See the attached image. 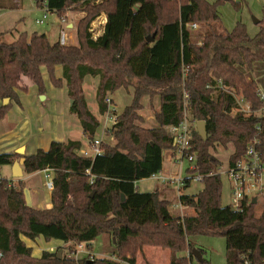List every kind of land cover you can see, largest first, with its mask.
Masks as SVG:
<instances>
[{
    "label": "trees",
    "instance_id": "obj_1",
    "mask_svg": "<svg viewBox=\"0 0 264 264\" xmlns=\"http://www.w3.org/2000/svg\"><path fill=\"white\" fill-rule=\"evenodd\" d=\"M36 2L63 20L70 11L86 12L77 24L78 43H52L38 33H20L5 42L0 32V100H10L0 106V118L12 101L19 100L17 90H29L28 82L44 91L46 71L54 86L66 87L73 100L71 112L77 115L92 149L101 122L86 100V77L99 78L96 100L102 116L111 112L113 103L107 99L117 90L132 88L133 98L110 129L115 145L102 141L101 154L83 156L79 140L53 141L47 151L39 149L30 156L0 153V167L24 157L26 174L54 172L50 209L27 206L24 182L10 186L8 180L0 179V264H136L145 246L169 249L170 264H193L190 238L197 235L224 236L228 264H242L245 259L264 264V207L258 215V199L246 202L243 211L222 204V179L217 170L223 162L215 153L220 145H233L230 161L234 163L257 139L264 157V116L237 111V100L231 94L242 96L253 111L262 106L253 73L259 66L264 71V20L259 23L261 32L251 36L240 21L232 30L223 28L219 6L224 0ZM18 5L12 1L4 6L14 9ZM103 13L107 18L104 31L94 38L92 23ZM194 23L206 27L202 44L193 41L189 25ZM153 35L154 41L148 42ZM184 64L189 67L185 78L191 93L189 113L196 123L205 121L207 139L200 136L196 124L192 144L206 176L203 189L196 194L187 193L192 184L187 180L181 199L194 214L182 217L162 190L140 192L136 183L164 168L172 148L168 127L183 118ZM144 97L151 102L159 98L155 128L138 125L143 122ZM101 235L114 241V258L91 254L77 258L72 249V256L43 250L37 257L24 240H55L90 249ZM198 249L203 255L204 250ZM186 251L189 257L179 256ZM196 264L208 262L203 257Z\"/></svg>",
    "mask_w": 264,
    "mask_h": 264
},
{
    "label": "rangeland",
    "instance_id": "obj_2",
    "mask_svg": "<svg viewBox=\"0 0 264 264\" xmlns=\"http://www.w3.org/2000/svg\"><path fill=\"white\" fill-rule=\"evenodd\" d=\"M12 1L15 3L18 2V7L14 9H7L4 5L10 4ZM210 2H217V0H209ZM239 4V6H237ZM4 6V7H1ZM219 12L221 15L223 28L232 30L237 22H242L247 31L251 36H255L262 30V25L259 24L264 20V0H224V2L219 6ZM47 13L48 17L44 20V23H37V20H41L44 17V14ZM86 16V12L83 11H70L66 15L65 22L56 12L47 11V8L42 5L38 6L36 0H6L4 3L0 0V32L4 33L2 41L11 42L20 33H27L31 36L34 33L45 34L48 36L52 43L63 42L67 44H76L78 43L77 37V24L81 18ZM104 16L105 13L101 14L93 23L92 28L96 31H104ZM75 22V27L70 28L68 24L70 22ZM91 28V29H92ZM206 31V27H199L198 30H193V41L202 42L203 35ZM59 72V71H58ZM253 76L257 79L260 87L264 86V71L263 67L259 66L257 72L253 73ZM99 78L98 77H86L84 81V92L86 100L88 101L90 108L94 111L101 122L100 128L96 134L95 140L103 141L105 144L111 146L115 145L116 141L112 133L105 132L107 125H111V122L108 120V114L100 115L97 112V104L95 92L98 88ZM95 86V88H94ZM264 88V87H263ZM111 98V95L109 96ZM114 102L113 108L115 112H112L119 115L123 112L124 108L132 102L133 98V89L130 88L129 91L125 89L117 90L113 93ZM143 109L140 111V114L143 117V122L138 123L142 128L151 129L158 126L155 119V112L159 111L160 102L159 98L156 97L153 102L150 101L149 97H144L142 99ZM1 105V100H0ZM7 105V104H6ZM86 140V139H84ZM91 150V148L89 147ZM214 151V150H212ZM233 146H228L224 148L223 146H218L216 150V156L223 162L226 163V160L234 152ZM166 156L164 168L162 172H169L175 170V167L171 166V161ZM188 163H184L183 176L188 177L190 173L187 171ZM222 181V195L221 202L224 206L231 204V184L226 174H221ZM161 185L157 179L153 177L144 178L139 180L136 183V186L140 192H153L156 190L157 186ZM204 187L203 182H193L187 193L196 194L201 191ZM47 193L50 192L46 189ZM166 191H164L165 193ZM166 195V194H165ZM169 199L174 200L175 194L173 191L166 195ZM264 207V195L258 197V205L256 213L259 215ZM192 210L186 212V215H191ZM185 215V216H186ZM105 235L99 236L95 241L92 242L90 249L85 247L81 251L77 258L87 257L90 253L93 257L96 258H114L113 253L115 252L114 241L111 239V236L107 235V243ZM190 243L194 248H200L204 250L203 257L208 262V264H228L227 261V240L222 235H197L190 238ZM85 246V245H84ZM45 250L56 251L64 250V254L68 253V246L61 241H55L52 244L47 245L46 243L42 244ZM72 249V247H70ZM148 250H154L148 248ZM70 253V252H69ZM68 253V254H69ZM154 253V252H153ZM160 253V252H156ZM139 256V255H138ZM152 256V255H151ZM150 256V257H151ZM196 262V261H195ZM144 260L140 257L138 264H145Z\"/></svg>",
    "mask_w": 264,
    "mask_h": 264
},
{
    "label": "crops",
    "instance_id": "obj_3",
    "mask_svg": "<svg viewBox=\"0 0 264 264\" xmlns=\"http://www.w3.org/2000/svg\"><path fill=\"white\" fill-rule=\"evenodd\" d=\"M106 21L107 18L104 16V24H106ZM68 27L74 29L75 22H70ZM44 73L46 85L44 91H40L36 85L28 82L29 90L26 92L17 90L19 100L12 101L7 114L0 118V153H17L19 155L30 156L36 154L39 149L47 151L53 141L67 142L69 140H79L83 144L82 150L89 149V141L83 132L80 121L77 115L71 112L72 105L66 87L64 85L61 87L54 86L46 74V71H44ZM61 75V71H59L57 74L58 78H60ZM96 93L97 89L95 97ZM110 99L114 102L113 94ZM2 104L1 102V105ZM96 104L98 112L97 100ZM92 112L96 115L94 111ZM109 126H112V124L107 125V127ZM171 166L173 165L171 164ZM46 172V170L31 174H26L24 172L23 177L18 179L14 178L12 175V165H5L0 167V179H6L14 185H17L19 181L24 182L30 190L33 207L36 209H50L52 207V191L48 193L46 191ZM48 172L52 173L54 176L53 171L48 170ZM156 190L166 191L164 193L166 195H169L172 191L175 194L174 187L169 185H158ZM173 201L175 204L176 197ZM189 210L188 207L184 214L186 215L187 211L189 213ZM193 214L194 212L192 211L191 215ZM105 236L107 243V235ZM24 240L34 249V255L37 257H40L42 251L45 250L41 247L42 244L46 243L49 245L54 242H46L44 240L33 242L26 238ZM148 248L154 250H148ZM179 256L189 257L190 253L188 251L182 252ZM140 257L146 262L145 264H170L171 251L160 247L145 246L142 252L139 253L136 264H138ZM192 259L193 264L198 262L194 256Z\"/></svg>",
    "mask_w": 264,
    "mask_h": 264
},
{
    "label": "built area",
    "instance_id": "obj_4",
    "mask_svg": "<svg viewBox=\"0 0 264 264\" xmlns=\"http://www.w3.org/2000/svg\"><path fill=\"white\" fill-rule=\"evenodd\" d=\"M48 17L47 13L44 14L43 19L37 20V23H44V20ZM65 21V20H64ZM191 30H198L199 25L194 23L189 25ZM93 37L97 38L101 35V32L96 31L92 28ZM202 44V42H197ZM189 72V67L183 65V118L182 121L178 124L171 125L168 127L169 133L172 138V148L167 152L166 156L169 157L171 164L175 167V170L171 173L169 172H158L153 174L151 177L157 179L161 184L169 185L174 187L176 203L173 205V208L178 210L181 216H185V210L188 208L181 197L185 193L184 187L187 183V180L193 182H204L205 174L201 172L200 165L198 164V153L194 151L192 144V135L193 129L196 126V121L192 119L189 113V106L191 104V93L188 88L185 86V78ZM218 86L222 89H226L222 81H218ZM237 100L238 107L237 111H242L246 115L257 114L259 116H264V88L260 87L258 90V96L262 103V106L259 110L253 111L248 102H246L242 96L237 95L234 92H231ZM108 103H111V99H107ZM112 112H115L113 105L111 107V112L108 114V120L114 126L118 122L117 114L111 115ZM112 126L106 127L105 132L110 133ZM102 141L95 140L93 144L94 147L90 150H82L81 154L86 157H93L95 155L101 154L102 150L100 144ZM259 141L256 139L252 141L245 152V154L234 163H231V155L226 160V163H223L217 173L226 174L230 184H231V204L229 205L233 211H243L244 205L246 202L253 200L255 197L258 199L260 195H264V157L262 152L258 149ZM188 163L187 171L190 173V176H183V167L184 163ZM50 169H47L45 175V185L49 191H52L54 188V176L52 173L48 172ZM52 171V170H51ZM10 186H14L13 183H10ZM68 246V253L72 252L75 257L85 249L84 244H79L74 246L72 243H65ZM58 251V250H56ZM62 254L65 251L59 250ZM67 255H70V253ZM90 254V253H89ZM1 255V254H0ZM242 264H252L249 260L245 259Z\"/></svg>",
    "mask_w": 264,
    "mask_h": 264
},
{
    "label": "water",
    "instance_id": "obj_5",
    "mask_svg": "<svg viewBox=\"0 0 264 264\" xmlns=\"http://www.w3.org/2000/svg\"><path fill=\"white\" fill-rule=\"evenodd\" d=\"M155 39V35L151 36V37H148L147 38V41L148 42H153ZM9 99H5L3 104L6 105L9 103ZM73 104V100H71V105ZM197 131L198 133L200 134V136L203 138V139H207V133H206V129H205V121H198L197 122ZM23 153V152H21ZM25 163V158L22 157L20 158L19 160H16L13 165H12V175L14 178H22L23 175H24V169H23V165ZM24 193H25V200H26V204L28 207H32L33 204H32V198H31V194H30V190L25 187L24 188ZM123 200H124V196H123ZM257 201V198L255 197L253 199V203H256ZM192 254L193 256L199 261V262H202L203 261V255L201 254V252L199 251V249L197 248H193L192 249Z\"/></svg>",
    "mask_w": 264,
    "mask_h": 264
}]
</instances>
